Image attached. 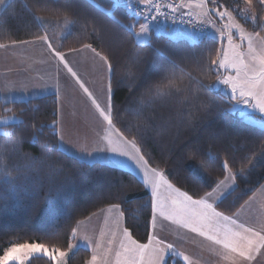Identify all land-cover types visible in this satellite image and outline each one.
<instances>
[{
    "label": "snow or ice",
    "instance_id": "6c2138e0",
    "mask_svg": "<svg viewBox=\"0 0 264 264\" xmlns=\"http://www.w3.org/2000/svg\"><path fill=\"white\" fill-rule=\"evenodd\" d=\"M16 3L17 0H0V17L14 12ZM54 3L58 5L52 10L55 19L36 15L24 3L36 32L31 39L0 43V49L5 50L18 46L25 50L39 49V61L51 69L48 82L39 87L29 90L27 85L16 88L6 84L0 92L3 112L11 113L0 116V141H3L0 144V264H70L72 256L80 250L90 253L83 264H169L170 261L171 264H264V182L242 179L246 177L245 169L235 167V157L227 150L222 157L216 145H209L201 165L218 164L222 175L212 180L198 168H190L193 176L209 190L198 196L181 190L169 179L166 170L158 164L154 166L145 153L140 135L145 127L142 122L126 130L124 126L117 127L110 57L91 43L61 51L62 43L54 44L49 34L50 29L59 27L62 42L72 35L77 23L85 31L102 34L104 24L100 18L103 17L125 32L135 48H152V71L164 74L154 88L140 93L134 101L136 107L129 111L140 115L149 103L181 96L188 103L195 85L197 99L201 90L209 93L219 90L220 101L229 107L219 108L216 98L208 97L195 106L193 119L217 108L264 135V0H233L232 4L221 0H112L109 8L101 7L96 0H84L85 8L79 12L61 0ZM41 4V10H49L48 0H36L38 7ZM118 8L126 9L130 22L117 18ZM249 23L253 31L246 29ZM153 34L157 39L190 41L194 48L219 41V47L214 55L208 49L207 58L203 55L192 58L189 64L193 67H180L174 59L175 52L152 47ZM82 52H90L93 62L98 61L107 74V83L99 95L90 89L69 60V56ZM140 58L137 52L133 65ZM178 68L180 76L170 71ZM213 72L215 80L205 84L204 79ZM65 74L74 84L65 79ZM129 80L130 91L135 94L139 84L134 75ZM49 88L55 97L54 119L39 126L32 124L30 139L37 142L47 130L56 137V144L54 147L44 144L45 152L55 151L89 168L100 165L127 169L133 174V181L139 178L145 199L139 203L138 210L147 216L146 242L135 239L125 226L123 205L127 203L131 182L109 192L110 202L105 207L78 217L76 205L80 193L72 174L66 173L62 165H50L45 173L31 163L35 157L26 154L20 157L19 145L24 138L17 137L15 130L26 124L22 118L26 109L20 108L17 113L16 105H30ZM69 88L78 89L86 98L83 107L90 134L85 133L83 143L78 145L65 140L63 98ZM19 159L25 162L21 164ZM238 181L244 184L241 191L250 195L240 209L226 215L219 207L239 186ZM242 211L249 213L248 219H241ZM101 218L103 223L99 224ZM169 227L176 235L174 241L161 234ZM182 242L195 245L201 254L184 249Z\"/></svg>",
    "mask_w": 264,
    "mask_h": 264
},
{
    "label": "trees",
    "instance_id": "16d2710c",
    "mask_svg": "<svg viewBox=\"0 0 264 264\" xmlns=\"http://www.w3.org/2000/svg\"><path fill=\"white\" fill-rule=\"evenodd\" d=\"M96 2L104 8H109L112 5V0H96ZM225 2L232 4L233 0ZM24 3H27L36 15L51 16L55 19L52 10L58 5L54 3V0H48L49 10H41L43 5L38 7L36 0H22V2L17 0L14 12L6 13L0 17V43H8L12 39H31L32 34L36 32L32 17L28 9L23 6ZM61 3L76 12L85 8L84 0H61ZM89 11L92 12L91 9ZM60 14L62 16L63 9ZM92 14L97 15L96 13ZM116 15L124 23L130 22L126 9L118 8ZM100 19L104 24L102 34H95L90 30L85 31L82 24L77 23L72 28V35L61 42L60 50L67 51L69 48H79L82 43H91L97 50L103 51L110 57L113 64L112 90L117 127L124 126L126 130L129 126L134 127L138 122L145 125L140 132L142 146L154 166L158 164L164 168L169 179L181 190L194 196L202 195L209 189L193 176L190 168H198L201 174L212 180L222 175L218 164H211L208 167L201 165V160L209 145H216L220 149L222 157L226 150L229 155L235 157L237 169L244 167L246 177H242V179L264 182V135L242 125L235 117L225 114L217 108H213L210 113L204 114L202 117L192 118L195 106L208 97L216 98L219 108L229 107V104L220 101L219 90L211 93L201 90L198 93L199 99H197L196 88L193 85L188 103H185L184 97L181 96L174 100H156L155 103H149L140 115L129 111L130 108L136 107L134 101L139 98L140 93L146 92L149 87L154 88L163 79L164 74L152 71V48H135L132 39L125 32L108 23L103 17ZM245 26L248 30L253 31L250 23ZM152 47L175 52L174 59L180 64V67L188 65L190 68L194 65L189 64V61L201 55L207 58L208 49H211V54L214 55L215 48L219 47V41L194 48L191 47L189 41H170L167 37L157 39L153 34ZM137 52L141 54V58L133 65ZM182 60L184 63H181ZM170 71H175L176 75L180 76L179 68ZM131 75H134L135 82L139 84L135 94L130 91L132 84L129 77ZM214 80L215 72L205 78L204 83L207 84ZM164 83L167 81L165 80ZM185 83H187L186 80ZM54 99L53 95H49L34 99L30 105H16L17 113L20 108L26 109L22 117L26 124L15 130L17 137L23 136L24 138L19 145L20 157L25 154L35 157L31 163L36 169H42L45 173L48 172L50 165L54 167L62 165L66 173L72 174L80 193L79 203L76 205L78 217L81 214L86 216L89 212L105 207L110 202L107 198L109 192H115L121 184L131 182V188L126 193L127 203L123 205L125 226L130 229L135 239L146 242L147 216L138 210L139 203L145 199L144 189L142 184L138 183L137 178L136 181H133V174L123 169H111L100 165L89 168L55 151L45 152L42 147L44 144H48L50 147H54L56 144V137L47 130L37 142L30 139L32 124L39 126L42 123H50L54 119ZM3 108L4 105L0 104V116L11 115V113H4ZM36 108L39 110L35 111ZM2 143L3 141H0V144ZM244 157H250V159H244ZM18 162L23 164L25 161L19 159ZM238 184L236 190L227 196L219 207V210L224 211L226 215H231L240 209L250 195V193L245 194L241 191L244 188L243 183L238 181ZM44 191L46 192L47 189L45 188ZM43 195L44 192L41 193V196ZM64 246L66 247V240ZM89 256L88 251H77L72 256L70 264H83Z\"/></svg>",
    "mask_w": 264,
    "mask_h": 264
},
{
    "label": "crops",
    "instance_id": "0c3cea01",
    "mask_svg": "<svg viewBox=\"0 0 264 264\" xmlns=\"http://www.w3.org/2000/svg\"><path fill=\"white\" fill-rule=\"evenodd\" d=\"M143 22V21H141ZM56 27L50 29V34L53 38L54 44H59V36ZM171 34V29L169 30ZM190 42V41H189ZM39 49H23L18 46L15 49H0V92L4 91L5 85L9 87L20 88L23 85H27L31 90L33 87H39L47 81L48 73L51 71L47 64L41 63L38 57ZM69 60L74 64L83 78L88 82L90 89L94 90L98 95L100 94L101 87L107 83V74L100 66V63L93 62L90 52H82L79 55L69 56ZM65 79L70 84H74L70 77L65 74ZM52 89L49 88L43 95H51ZM86 98L82 93L73 91L69 88L67 95L63 98L64 114L63 119L65 123V140L70 145H78L83 143V136L85 133H89V121L86 119V113L84 112L83 101ZM128 171L127 169H123ZM139 179V178H137ZM103 223V218L98 222ZM167 240H176V235L172 229L166 228L161 233ZM192 236L193 234H188ZM200 239V238H196ZM207 243V242H205ZM182 247L189 252L195 254H201V250L195 245L182 242ZM205 257L208 256L207 252H203Z\"/></svg>",
    "mask_w": 264,
    "mask_h": 264
},
{
    "label": "rangeland",
    "instance_id": "374dc122",
    "mask_svg": "<svg viewBox=\"0 0 264 264\" xmlns=\"http://www.w3.org/2000/svg\"><path fill=\"white\" fill-rule=\"evenodd\" d=\"M226 0H221V2L222 3H226L227 4V2H225ZM242 6V5H241ZM241 23H243V21H241ZM246 27V26H245ZM55 29H57V31H55L56 33H59L60 32V28L59 27H56ZM247 29V28H246ZM248 30V29H247ZM248 31H250V30H248ZM49 34H50V32H49ZM51 35V34H50ZM255 207V206H254ZM248 217H249V213L247 212V211H242L241 212V219L242 220H245V219H248Z\"/></svg>",
    "mask_w": 264,
    "mask_h": 264
}]
</instances>
